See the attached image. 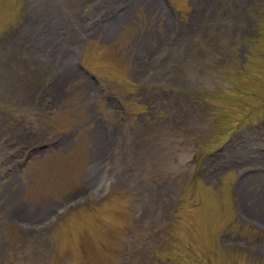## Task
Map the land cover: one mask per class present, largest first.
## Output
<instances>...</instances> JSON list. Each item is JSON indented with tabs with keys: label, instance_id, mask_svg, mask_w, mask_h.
<instances>
[{
	"label": "rangeland",
	"instance_id": "374dc122",
	"mask_svg": "<svg viewBox=\"0 0 264 264\" xmlns=\"http://www.w3.org/2000/svg\"><path fill=\"white\" fill-rule=\"evenodd\" d=\"M151 1L0 0V264H264V0Z\"/></svg>",
	"mask_w": 264,
	"mask_h": 264
},
{
	"label": "bare ground",
	"instance_id": "6f19581e",
	"mask_svg": "<svg viewBox=\"0 0 264 264\" xmlns=\"http://www.w3.org/2000/svg\"><path fill=\"white\" fill-rule=\"evenodd\" d=\"M160 2L158 1V0H154V1H151V2H149L148 4L149 5H152L153 6V9L155 8H160L159 7V4ZM161 10V9H160ZM162 12H163V14L165 15V12L163 11V10H161ZM147 12V11H146ZM157 13V12H156ZM161 13V12H160ZM138 16V15H137ZM130 17V16H129ZM154 17V16H153ZM163 17V16H162ZM158 18V17H157ZM131 19V18H130ZM122 20V19H121ZM124 20V19H123ZM163 20V19H162ZM128 21V20H127ZM156 21V20H155ZM116 22V21H115ZM118 22H121V21H119L118 20ZM130 22H132V21H130ZM117 24V23H116ZM116 26V25H115ZM68 60V59H67ZM70 61V60H69ZM67 65V64H66ZM71 68H68L67 70H66V74H70L71 75ZM78 71V70H77ZM73 72V71H72ZM79 72V71H78ZM64 73V74H65ZM80 74V73H79ZM69 75V76H70ZM81 75V74H80ZM68 76V77H69ZM72 77V76H71ZM251 179V183H250V186H254V185H252L253 183H254V181L253 180H256V177H251L250 178ZM247 186H248V184H247ZM257 186H254V188H256ZM252 189V188H251ZM245 194V193H244ZM248 198H249V196H248V194L245 196V199H243V204H244V206H245V209L246 210H252V211H254V210H256L257 212L256 213H258L259 215L260 214H262V216H264V209L263 208H260V205H259V202H256V203H258V204H255V205H253L252 203L250 204V202H249V200H248ZM259 205V207H257ZM259 209V210H258ZM264 218V217H263Z\"/></svg>",
	"mask_w": 264,
	"mask_h": 264
}]
</instances>
